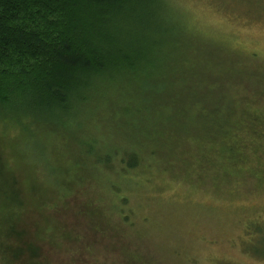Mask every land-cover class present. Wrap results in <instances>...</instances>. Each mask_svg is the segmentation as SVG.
I'll return each instance as SVG.
<instances>
[{
	"label": "rangeland",
	"instance_id": "obj_1",
	"mask_svg": "<svg viewBox=\"0 0 264 264\" xmlns=\"http://www.w3.org/2000/svg\"><path fill=\"white\" fill-rule=\"evenodd\" d=\"M158 6L166 16L163 60L128 77L137 89L128 87L126 99L99 90L88 106L61 119L56 132L21 116L16 125L1 122L9 131L0 137V197L4 190L19 197L21 222L28 223L31 204L43 206L31 217L41 223L43 264H264V222L244 234L249 219L264 218V186L253 187L250 177L220 191L209 176L199 184L196 168L179 160L186 144L198 150L185 131L197 136L215 127L200 81L229 76L236 62L245 74L256 70L260 76L249 74L248 83L264 88V0H162ZM132 152L144 165L126 172L121 154ZM102 153L109 165L94 161ZM121 206L132 207L129 221Z\"/></svg>",
	"mask_w": 264,
	"mask_h": 264
},
{
	"label": "trees",
	"instance_id": "obj_2",
	"mask_svg": "<svg viewBox=\"0 0 264 264\" xmlns=\"http://www.w3.org/2000/svg\"><path fill=\"white\" fill-rule=\"evenodd\" d=\"M161 2L0 0V137L6 138L9 131L1 122L16 125L19 116L56 132L61 119L88 106L91 95L99 90H117L126 99L128 87L137 89L128 77L144 75L150 69L149 63L163 60L166 16L160 8H153ZM160 33L165 34L161 39ZM228 69L229 76L199 82L205 94L203 106L212 109L210 122L215 127L197 136L185 131L183 138L196 140L198 150L186 144L179 160L182 165L196 168L199 184H205L209 176L214 189L221 191L224 183L238 188L241 181L245 183L253 177V187L261 189L264 106L259 103L264 98V88L248 83L249 74L260 76L256 70L245 74L246 69L236 62ZM221 73L224 72H215ZM139 79L149 83L147 78ZM244 81L247 84L240 91ZM248 88H254L253 93L243 94ZM215 109L221 110L218 113ZM102 154L105 155L94 161L109 165V156ZM143 162L135 152L121 154L126 172L141 167ZM0 166L5 169L3 162ZM128 179L122 176L123 184ZM17 198L9 190L0 197V260L3 264L19 263L16 259L24 260V264H43L37 256L43 252L41 223L31 218L43 206L31 204L28 223L23 219L21 222L22 204ZM127 198L128 194L121 195V203L126 205ZM121 213L129 221L132 207L121 208ZM254 222L262 223L264 218L249 219L245 235L250 237Z\"/></svg>",
	"mask_w": 264,
	"mask_h": 264
}]
</instances>
